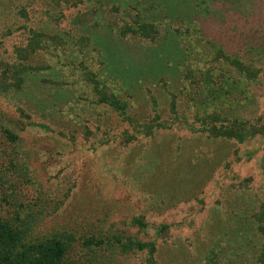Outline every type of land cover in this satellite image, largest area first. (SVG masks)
Listing matches in <instances>:
<instances>
[{
    "label": "rangeland",
    "instance_id": "374dc122",
    "mask_svg": "<svg viewBox=\"0 0 264 264\" xmlns=\"http://www.w3.org/2000/svg\"><path fill=\"white\" fill-rule=\"evenodd\" d=\"M205 115L264 124V0H0V215L68 264H259L264 137Z\"/></svg>",
    "mask_w": 264,
    "mask_h": 264
},
{
    "label": "trees",
    "instance_id": "16d2710c",
    "mask_svg": "<svg viewBox=\"0 0 264 264\" xmlns=\"http://www.w3.org/2000/svg\"><path fill=\"white\" fill-rule=\"evenodd\" d=\"M40 41L39 34H36L34 41H32V45H37ZM32 47L33 48H27L30 49L29 51H27L26 48L18 49L16 54L21 57V54L23 53L26 58H29V56L37 50V48H35L36 46ZM18 60L21 61L23 59L18 58ZM18 63L20 64V62ZM5 72L6 70L3 73ZM11 72V76H14V79H23L21 77V70L18 69V67L13 66ZM19 85L21 86L22 83ZM199 120V122L205 127V132L210 136L220 137L226 140H234L238 143L249 141L257 135L264 137V124L258 126L256 124H249L247 121L239 118H233L228 124L215 127L213 125L214 116L212 115L202 116ZM5 135L6 138L11 141H15L16 139V136L9 132H6ZM15 221L21 223L20 218L8 219L5 218V216L0 215V264H68L67 256L70 242L72 241L70 236H53L35 242L28 241L27 238L30 232V227L26 222L27 220L21 224H15ZM132 223L141 229L145 228V224L141 221L135 220ZM163 229L164 226H160V231H163ZM257 229L260 230L264 237V224L257 226ZM90 243L91 240H88L85 244L89 245ZM122 248L125 250H131L134 248L139 251L147 249L151 255L155 252L154 244L152 242H132L122 245ZM261 257L259 264H264V253H262Z\"/></svg>",
    "mask_w": 264,
    "mask_h": 264
}]
</instances>
